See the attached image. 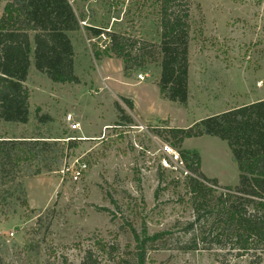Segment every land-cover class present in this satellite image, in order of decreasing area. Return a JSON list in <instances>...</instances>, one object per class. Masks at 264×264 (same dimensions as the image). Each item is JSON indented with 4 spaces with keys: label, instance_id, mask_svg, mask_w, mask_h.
<instances>
[{
    "label": "rangeland",
    "instance_id": "374dc122",
    "mask_svg": "<svg viewBox=\"0 0 264 264\" xmlns=\"http://www.w3.org/2000/svg\"><path fill=\"white\" fill-rule=\"evenodd\" d=\"M73 1L82 21L86 18L82 29L71 34L79 82H53L36 69L32 55L25 82L31 95L29 121L0 120V137H39L56 143L46 162L53 170L35 176L24 170L22 188L10 185L9 177L0 179V255L5 264H81L88 251L99 263L140 264L132 228L140 236L144 228L151 236L162 233L148 242L145 264H252L249 256L235 257L228 250L184 248L187 222L195 216L189 177L163 164L160 145L168 142L197 152L204 173L218 179L217 192L239 183L238 163L227 141L204 132L186 139L180 148L166 130L188 128L264 99V0H189L186 105L160 95L156 47H148L154 56L135 61L129 73L115 54L100 59L94 54L111 46L107 31L130 37L129 46L138 48V39L159 44L161 0ZM7 2L0 0V18ZM93 3L101 6V15L92 14ZM182 3L176 0L171 7L179 9ZM93 24L106 33L91 35L87 27ZM139 74L146 77L141 84ZM125 96L137 101L142 116L159 123H137ZM37 108L39 115L51 119L40 122ZM68 115L81 123L80 130L70 128ZM161 117L172 123L160 122ZM73 140L76 147H66ZM83 164L87 168L75 181L73 172ZM198 241L203 245L201 238Z\"/></svg>",
    "mask_w": 264,
    "mask_h": 264
},
{
    "label": "trees",
    "instance_id": "16d2710c",
    "mask_svg": "<svg viewBox=\"0 0 264 264\" xmlns=\"http://www.w3.org/2000/svg\"><path fill=\"white\" fill-rule=\"evenodd\" d=\"M174 1L161 0L159 44L138 39L137 48L129 46L127 35L107 31L111 46L94 54L97 59L115 54L123 59L124 69L129 73L135 61L154 56L148 47H156V60L161 63L158 86L162 96L186 105L189 99L190 7L189 0H182L180 8L173 10L171 3ZM80 29L81 20L69 0H8L0 18V120L29 121L31 95L25 82L32 55L36 69L53 82H79L69 32ZM87 30L95 37L106 33L104 28L93 25ZM134 48L136 54L133 56ZM122 99L134 109L130 98ZM117 107L124 113L119 105ZM40 111L37 108L40 122L51 119L48 114L39 115ZM121 118L133 121L128 115ZM207 131L228 142L238 163L239 183L222 186L223 191L217 192L218 179L209 178L200 171L199 154L180 150L189 168L199 177H189L195 216L187 222L185 233L189 239L184 248L228 250L235 257L249 256L252 264H264V99L208 116L188 128L169 127L166 130L180 148L186 139L200 137ZM55 145L39 137H0V179L9 177L10 185L22 188L21 179L27 174L24 170H30V176L40 174L43 169L53 170L46 162L48 154L55 152ZM65 145L76 147L74 140ZM132 231L138 244L137 262L145 264L148 242L158 240L162 233L151 236L144 228L140 236L137 229L132 228ZM199 238L203 245L199 244ZM0 264H5L1 255ZM81 264L104 263H99V257L88 251Z\"/></svg>",
    "mask_w": 264,
    "mask_h": 264
},
{
    "label": "built area",
    "instance_id": "2783aa9c",
    "mask_svg": "<svg viewBox=\"0 0 264 264\" xmlns=\"http://www.w3.org/2000/svg\"><path fill=\"white\" fill-rule=\"evenodd\" d=\"M81 23L83 24V23H85V21H81ZM102 34H104V33H102ZM138 79H139V81H144L146 79V77L143 74H139ZM67 122H68V124L72 130H80L81 123L74 121V117L72 115H68ZM160 151L164 155V159H163L164 165H166L168 167H171V165H174L175 168H180L185 176L199 178L189 168L188 163L183 158L181 151L179 149H177L176 147H174L171 143H168V142L161 143ZM86 168H87V164L81 165L80 169H77L76 171L73 172V179L75 181L80 180L82 177V172Z\"/></svg>",
    "mask_w": 264,
    "mask_h": 264
},
{
    "label": "crops",
    "instance_id": "0c3cea01",
    "mask_svg": "<svg viewBox=\"0 0 264 264\" xmlns=\"http://www.w3.org/2000/svg\"><path fill=\"white\" fill-rule=\"evenodd\" d=\"M70 2H71V4H72V6H73V8H74V10H75V12H76V14L78 15V17L80 18V20L82 21V17L80 16V13H79V10H78V6H76V4L74 3V1L73 0H69ZM101 6H99L98 5V3H93L92 5H91V8H92V14H95V13H97V15H101L102 14V12H103V10L100 8ZM86 20V18L84 17V20L83 21H85ZM93 26H97V27H99L98 25H94L93 24ZM82 29V28H81ZM72 33H74V32H69V36H70V38H71V40H72V37H71V34ZM73 42V41H72ZM74 45V44H73ZM138 83H142V81H137ZM160 89V88H159ZM160 95L162 96V94H161V92H160ZM124 96V95H123ZM126 97V96H125ZM163 97V96H162ZM128 98H130V97H128ZM164 98V97H163ZM132 101H133V104H134V109H135V113H136V115L133 117V119L137 122V123H139V124H141V125H143V124H156V123H159V122H156V120H153V118H146V117H144V116H142V114H140V112H139V109H138V103H137V101H135L134 99H132V98H130ZM165 121H167L168 122V124L169 123H172V121L170 120V118H167V117H161L160 118V122H165ZM103 127H107V124H104L103 125ZM202 171H203V168H202ZM203 173H204V171H203ZM205 174V173H204ZM206 175V174H205ZM207 176V175H206ZM209 178H211V177H209Z\"/></svg>",
    "mask_w": 264,
    "mask_h": 264
},
{
    "label": "water",
    "instance_id": "95a60500",
    "mask_svg": "<svg viewBox=\"0 0 264 264\" xmlns=\"http://www.w3.org/2000/svg\"><path fill=\"white\" fill-rule=\"evenodd\" d=\"M207 133H208V134H211V132H210V131H207Z\"/></svg>",
    "mask_w": 264,
    "mask_h": 264
}]
</instances>
